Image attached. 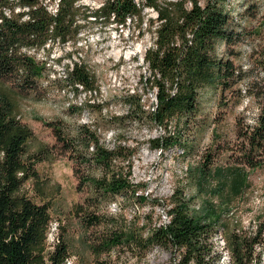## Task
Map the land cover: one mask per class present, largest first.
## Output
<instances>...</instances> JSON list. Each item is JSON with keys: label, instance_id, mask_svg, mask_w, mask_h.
<instances>
[{"label": "rangeland", "instance_id": "1", "mask_svg": "<svg viewBox=\"0 0 264 264\" xmlns=\"http://www.w3.org/2000/svg\"><path fill=\"white\" fill-rule=\"evenodd\" d=\"M106 1L78 0L76 19L81 20L78 24L87 30L82 56L75 49L61 51L59 46L53 47L55 57L52 63L66 65V71L72 63H80L92 76L96 96L89 97L81 87L64 80L61 69L54 66L49 69L44 61L29 54L43 67L36 83L19 90L20 86L13 77L0 80V86H11L20 92L17 99L20 119L35 132V138L28 144L30 151L56 145L43 161L37 163L38 180H29L21 190L36 202L50 204L52 218L47 251H53L60 238L68 243L70 251L63 264H99L102 260L109 264H176L179 252L162 245L135 249L116 247L98 257L90 244L106 234L113 224L126 226L135 230L137 235L146 237L149 228L169 223L170 201L180 191L193 198L191 206L196 212L207 207L206 201L215 206L222 204L224 210L230 209L232 218L238 221V231H255L264 220V167H244L235 191L230 185L216 188L219 184L216 179L207 181L208 184L200 189L191 177L195 174L189 173L188 169L199 166L210 155L214 168L227 165L231 154L228 148L236 144V119L244 117L246 122H255L260 106L246 88L250 81L264 77V68L254 64L264 50V0L222 2L225 10L233 14L232 19L238 24L239 31V24L244 29L239 42L231 47L219 40L216 53L230 56L236 66L246 72L240 83L224 91L216 84L206 85L200 93L196 116L188 118V123H184L185 118L175 117L167 128L151 121L146 113H140L137 106L140 103L149 112L156 105V92L146 79L151 77V72L145 61L146 51L154 45L156 38L159 24L156 10L143 7L145 0H136L143 7L142 22L139 17L127 18L125 24L111 18L91 21L87 11L94 12ZM253 4L257 9H248ZM136 47L139 52L131 55L130 51ZM53 71L55 75L49 76ZM81 125L94 131L104 146L125 148L127 158L118 157L114 162L125 170L131 165L130 178L138 185L136 194L120 195L102 202L98 212L107 217L98 226L85 227L82 223L81 218L88 212L87 205L81 213L77 211V205L85 204L90 196L87 188L79 187L85 165L71 158L69 152H61L53 128L60 126L66 133L75 135ZM178 132H181V144L167 150L157 148L152 141L176 137ZM79 150H82L81 144ZM90 172L99 174L96 169ZM208 186H211L210 191ZM138 195L147 198L140 201ZM222 234L220 227L213 238L217 264H229L231 253ZM260 250L263 248H258Z\"/></svg>", "mask_w": 264, "mask_h": 264}, {"label": "trees", "instance_id": "2", "mask_svg": "<svg viewBox=\"0 0 264 264\" xmlns=\"http://www.w3.org/2000/svg\"><path fill=\"white\" fill-rule=\"evenodd\" d=\"M76 1L62 0L56 16L38 6V0H21L22 6L30 9L11 17L5 16L0 9V18L3 19L0 22V80L13 77L20 86L19 90L36 83L43 67L21 48L44 44L51 29L63 40L75 36L79 28L75 24ZM188 1L193 3L190 9L186 7ZM224 1L207 0L205 6L199 5L198 0L144 1L143 7H153L158 12L154 45L145 55L151 72V77L146 79L151 89L157 88L158 103L149 112L142 108V104L137 106L140 113H146L157 125L167 128L175 117L185 118L184 123H188V118L198 112L200 93L206 85L216 84L224 91L242 80L246 71L236 66L230 56H220L215 50L219 40L231 47L243 35L244 26L239 24L240 32L231 14L221 5ZM5 5H9L8 0H0V8ZM255 5L248 9H257ZM143 7L136 0H108L95 14L110 19L114 13L116 21L121 24H125L128 16L139 17L142 22ZM26 14L30 18L23 20ZM254 64L264 68V50ZM69 81L82 83L87 89L94 88L92 76L78 63L70 71ZM175 86L177 90L172 94ZM246 92L260 106L255 122H246L244 117L236 119V144L228 148L231 154L227 165L214 168L210 155L199 166L188 169L189 173L195 174L191 177L200 189L208 184L207 181L216 179L219 181L216 188L230 185L235 191L244 167H264V77L250 81ZM20 96L17 89L0 86V264H63L70 255L66 241L58 238L54 250L47 251L52 218L49 202H36L21 192L26 182L38 180L37 163L43 161L56 145L30 151L28 144L35 138V132L20 119L17 102ZM53 128L61 152H69L71 158L85 165L87 172L80 174L75 170V173L80 174L79 187L87 188L90 196L85 204L77 205V211L81 213L87 205L88 212L81 218L82 223L85 227L98 226L107 217L98 212L104 200L137 193L138 185L130 178L131 165L125 170L114 162L118 157L126 159V150L122 146L114 149L104 146L86 125L79 126L75 135L66 133L60 126ZM180 134L152 141L157 148L167 150L181 144ZM79 144L82 150H79ZM91 145H94L93 151H89ZM94 169L99 174L90 172ZM137 198L145 201L147 197L138 195ZM192 199L181 191L175 194L167 211L169 223L149 228L146 237L137 235L135 230L126 226L113 224L106 234L91 242L92 252L99 257L116 247L135 249L162 245L179 252L176 264H217L213 238L221 227L225 246L231 253L229 264H264V220L255 231H238V221L232 218L230 209L224 210L222 204L215 206L206 201L207 207L196 212L191 206ZM99 264L109 263L102 260Z\"/></svg>", "mask_w": 264, "mask_h": 264}, {"label": "built area", "instance_id": "3", "mask_svg": "<svg viewBox=\"0 0 264 264\" xmlns=\"http://www.w3.org/2000/svg\"><path fill=\"white\" fill-rule=\"evenodd\" d=\"M173 1H176V0H173ZM225 1H227V0H225ZM8 2H9V5H5V6L1 7V9L3 10L4 15L7 16V17H11L13 14H17V13L22 12V11H28L30 9L29 6H22L21 0H8ZM206 2H207V0H198L199 5H201V6H205ZM61 3H62V0H38L37 5L44 7L52 16H56L58 14L59 10H60ZM104 4H105V2L102 3V4H99L97 6L96 10L101 9ZM76 5H78V0L76 1ZM87 6H89V4ZM192 6H193L192 1H188L186 3V7L188 9H190ZM85 8H87V7L85 6ZM152 9H154V8L152 7ZM91 11L92 10H88L87 11L88 13H90L89 16L87 15V17L89 19H91V21H97V19H99V20L107 19L106 16H103V15L99 16V15L95 14V11L94 12H91ZM232 16H233V14L231 13V17ZM130 17L132 18L133 16H128V18H130ZM155 17L158 18V12L157 11H155ZM29 18H30L29 15L26 14L23 17V20H26V19H29ZM110 18L112 20L116 21L114 13L112 14V16ZM2 21H3V19L0 18V22H2ZM78 23H81V20L76 19L75 24L79 25V28H78V31H77L76 35L73 36V37H68L67 39L63 40L60 36L55 35L53 30L51 29L50 33H49V36L46 39L44 44H42L40 46H30V47H26L25 46V47H22L21 49H22L23 52H26L27 54H29V55H31L33 57L36 56L38 59L44 61L45 64H46V67L49 66V69H51L50 68L51 66L52 67L54 66V67H57L58 69H61L60 72L63 73L64 80L69 82V73L73 69L74 64L77 63V62L72 63L71 68L69 67L67 69V71H66V65L64 67H62L57 62L52 63L54 61V57H55V54L53 53L55 48H53V47L54 46H59L61 48V51L63 49L66 50V51H72L73 49H75L76 50L75 52L76 53L78 52V54L80 56H82V51L81 50L83 49V45H84V42H85V36H86L87 30L85 29L84 26H82L81 24H78ZM189 36H191V35H189ZM78 64H80V63H78ZM50 75L54 76L55 72L53 71V73L49 74V76ZM73 84L76 85L78 88L81 87L80 89H83V91H85L84 92L85 94L89 93L88 94L89 97L96 96V94H97V90L95 88L87 89L84 84L79 83V82H75ZM154 90L157 93V88L156 87L154 88ZM176 90H177V87L175 86L172 89V91H171L172 94H174L176 92ZM154 99H155L156 105L152 108V110H154L156 108L157 103H158L156 96L154 97ZM89 149H90V151H93L94 150V145H91Z\"/></svg>", "mask_w": 264, "mask_h": 264}, {"label": "bare ground", "instance_id": "4", "mask_svg": "<svg viewBox=\"0 0 264 264\" xmlns=\"http://www.w3.org/2000/svg\"><path fill=\"white\" fill-rule=\"evenodd\" d=\"M138 52H139V49L136 47V48H134L133 50L130 51V54L132 55V54H136Z\"/></svg>", "mask_w": 264, "mask_h": 264}]
</instances>
